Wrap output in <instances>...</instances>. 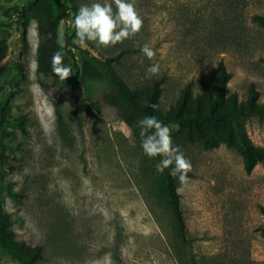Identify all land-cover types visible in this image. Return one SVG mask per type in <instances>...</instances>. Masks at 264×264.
Masks as SVG:
<instances>
[{"label": "rangeland", "instance_id": "rangeland-1", "mask_svg": "<svg viewBox=\"0 0 264 264\" xmlns=\"http://www.w3.org/2000/svg\"><path fill=\"white\" fill-rule=\"evenodd\" d=\"M38 1L0 0V41L8 42L0 109L9 113L0 130L1 205L18 239L44 246L38 264H113L118 230L125 236L124 264H264V163L248 172L242 155L226 144L179 147L192 164L188 183L179 186L191 238L184 242L164 189L166 169L158 173L160 157L144 154L107 79L84 78L78 119L72 85L41 72ZM46 1L81 67L85 48L99 56L124 51L115 66L131 87L164 79L162 110L191 81L194 96L202 93L222 61L233 73L229 94L246 99L255 84L264 100V26L254 19L264 14V0H134L140 32L107 48L80 45L72 22L82 5L111 0H66L68 15L59 13L57 0ZM145 44L156 53L152 60L141 52ZM155 63L159 74L146 78ZM246 125L252 141L264 146V120L252 117ZM169 128L173 142L180 126ZM0 264L16 263L0 249Z\"/></svg>", "mask_w": 264, "mask_h": 264}, {"label": "trees", "instance_id": "trees-1", "mask_svg": "<svg viewBox=\"0 0 264 264\" xmlns=\"http://www.w3.org/2000/svg\"><path fill=\"white\" fill-rule=\"evenodd\" d=\"M34 8L40 18V70L49 73L52 71L51 60L53 54L61 51L63 65L71 69V76L67 79L72 85L74 93L71 104L74 116L81 118L84 109V78L98 74L103 76L111 85L115 96L123 105L124 118L140 137L137 121L146 116H155L166 126L177 124L180 126L173 134L176 147L186 143H199L206 149L226 144L237 149L242 155L245 168L252 172L258 163H264V146L256 145L249 136L247 121L252 117L264 120V100L260 98V91L252 84L246 99H241L237 92L228 93V84L233 73L228 70L224 61L220 63L216 80L205 90L194 96V83L189 82L177 102L170 110L158 107L163 90V78L156 79L152 84L133 88L121 76L116 63L121 61L124 51L110 56H99L85 48V65L81 67L74 49L66 41L61 48L57 41L60 17L54 7L46 0H39ZM57 8L62 15L71 8L66 0H57ZM254 19L264 26V14H257ZM8 42L0 41V70L7 55ZM22 66V65H21ZM99 68V73L94 68ZM155 106V107H153ZM9 120L6 106L0 109V130H3ZM141 138V137H140ZM164 173L165 191L168 196L171 210L177 222L179 237L184 242H190L188 227L181 201L180 183L169 173ZM189 174V173H188ZM0 193V249H2L16 264H38L45 257L42 244L32 245L26 240L18 239L15 230L11 227L12 219L9 213L4 212L1 205ZM264 232V225L261 227ZM117 244L113 255V264H124L120 254L121 243L125 236L122 230L117 232ZM196 263L195 257H193ZM235 264V262H232Z\"/></svg>", "mask_w": 264, "mask_h": 264}, {"label": "clouds", "instance_id": "clouds-1", "mask_svg": "<svg viewBox=\"0 0 264 264\" xmlns=\"http://www.w3.org/2000/svg\"><path fill=\"white\" fill-rule=\"evenodd\" d=\"M115 5V10L113 9ZM143 26V20L137 13L134 0H111V2H95L82 5L74 16L72 27L80 45L94 42L97 47H110L134 37ZM58 45L64 47L63 36L58 38ZM142 54L152 60L156 53L147 44L141 48ZM63 54L57 51L53 54L51 64L53 73L60 80L71 76V69L63 65ZM159 63L148 67L146 78L158 75ZM155 107V106H153ZM140 130L141 147L144 154L160 160L155 164L158 173L171 168L170 175L178 180L181 186L188 183V173L192 171L191 162L185 158L179 147H174L171 129L155 116H146L137 121Z\"/></svg>", "mask_w": 264, "mask_h": 264}]
</instances>
